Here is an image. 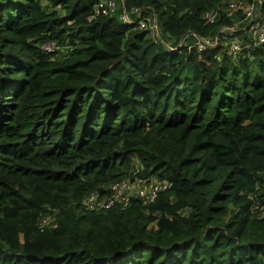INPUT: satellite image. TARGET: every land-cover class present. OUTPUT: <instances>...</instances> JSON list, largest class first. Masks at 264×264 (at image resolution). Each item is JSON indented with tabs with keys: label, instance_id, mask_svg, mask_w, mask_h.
<instances>
[{
	"label": "trees",
	"instance_id": "16d2710c",
	"mask_svg": "<svg viewBox=\"0 0 264 264\" xmlns=\"http://www.w3.org/2000/svg\"><path fill=\"white\" fill-rule=\"evenodd\" d=\"M101 1L0 0V264H264V45L167 47L226 0H125L162 41ZM128 177L172 186L88 209Z\"/></svg>",
	"mask_w": 264,
	"mask_h": 264
},
{
	"label": "built area",
	"instance_id": "2783aa9c",
	"mask_svg": "<svg viewBox=\"0 0 264 264\" xmlns=\"http://www.w3.org/2000/svg\"><path fill=\"white\" fill-rule=\"evenodd\" d=\"M120 4V19L126 24H137L142 30H148L155 41L161 40L160 24L158 17L151 20V17H144V12L140 8H130L125 6V0H118ZM264 0H230L223 3V6L207 11L204 14V21L207 25H214L218 22L221 15L229 17H240L232 25L224 26L214 37H201L197 33L188 32L184 34L176 45H167L172 51H184L193 48L204 52L219 46L220 42L227 38H234L238 34H249V42L243 43L237 37L231 42L230 50L238 56L244 51L254 50L264 45V19L260 18L263 13L262 8ZM118 11L117 0H103L95 7L94 16L114 15ZM152 17V18H153ZM154 34V36L152 35ZM230 42V40H229ZM46 53L58 51L60 47L55 43H48L43 46ZM172 184L168 181L152 180L147 182L142 178L128 177L121 182L112 184L108 187L109 197L100 201V194H92L88 199L89 210H109L116 205L123 208L129 206L130 199L137 197L142 199L146 204L154 202L160 193L171 188ZM91 210V211H92Z\"/></svg>",
	"mask_w": 264,
	"mask_h": 264
},
{
	"label": "rangeland",
	"instance_id": "374dc122",
	"mask_svg": "<svg viewBox=\"0 0 264 264\" xmlns=\"http://www.w3.org/2000/svg\"><path fill=\"white\" fill-rule=\"evenodd\" d=\"M228 1H230V0H226L224 3H226V2H228ZM117 3H118V10L120 9V4H119V1L117 0ZM155 18H157L156 16H154L153 18H150L151 20H153V19H155ZM160 30H161V34H162V29H161V27H160ZM150 34V33H149ZM153 36H154V34H152ZM163 35V34H162ZM151 36V35H150ZM56 52H58V51H56ZM62 53H64V52H62ZM49 215V217L48 218H46V223H52V221H53V217H51V214H48Z\"/></svg>",
	"mask_w": 264,
	"mask_h": 264
}]
</instances>
